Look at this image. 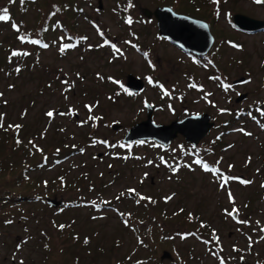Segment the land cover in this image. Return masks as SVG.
I'll return each instance as SVG.
<instances>
[{
	"label": "rangeland",
	"instance_id": "rangeland-1",
	"mask_svg": "<svg viewBox=\"0 0 264 264\" xmlns=\"http://www.w3.org/2000/svg\"><path fill=\"white\" fill-rule=\"evenodd\" d=\"M72 4L80 13L69 15L68 24L79 43L69 44L58 29L28 62L11 51L28 46L15 37L5 41L12 26L0 30V130L18 122L53 151L49 167L30 175L53 187L42 192L46 200L13 210L19 221L0 228V264H48L52 253L42 247V229L55 250L79 253L80 264H264V117L256 112L262 106L264 113V30L246 34L229 23L236 14L264 22V3ZM162 7L208 25L214 44L206 68L163 41L156 21L143 16ZM37 18L34 8L22 17L29 29ZM129 75L145 83L141 92L123 93ZM241 78L247 82L234 84ZM175 95L186 96L179 103ZM146 104L159 106L152 112L155 125L205 114L213 127L194 149L181 146L180 136L168 152L152 141L124 145L127 132L146 120ZM235 110L244 113L232 121ZM224 122L232 131L221 136ZM56 153L66 157L58 160ZM204 164L218 171H206ZM55 199L62 204L53 209L47 200ZM234 208L238 214L229 215ZM163 252L171 259L161 261Z\"/></svg>",
	"mask_w": 264,
	"mask_h": 264
},
{
	"label": "trees",
	"instance_id": "trees-1",
	"mask_svg": "<svg viewBox=\"0 0 264 264\" xmlns=\"http://www.w3.org/2000/svg\"><path fill=\"white\" fill-rule=\"evenodd\" d=\"M73 1L74 0H0V15L5 14V10H7V15L9 17L8 20H0V30L2 27L7 28L9 25L12 26V32L7 34L5 41H9L12 37H15L20 45L29 47L28 50L11 47V51L17 53L14 56L20 57V61L25 59L28 62L27 58L30 56L35 57L42 48H45L43 45L46 44L47 39H50L49 36L53 37L54 32L58 31V29L61 33L63 32L68 36L66 42L69 44L73 42L72 40L79 38L70 31L72 22L70 26L68 24L70 22L69 15L80 13V7H75L74 4H72ZM212 4H214V2H212ZM31 8L36 9L38 18L36 19L35 27L29 29L22 17ZM212 23L211 21V24ZM229 23L233 26L231 19H229ZM21 37H23V39H21ZM81 40L82 38H80V41ZM32 41H39V43H32ZM77 41L76 43H79ZM225 41L229 42L227 39H225ZM230 43H233L236 47L239 46L235 42ZM13 44L14 42L12 45ZM61 55L65 56V52L62 51ZM15 61L13 62L19 67L24 68L26 66L23 62ZM52 82L53 81H51V83ZM49 83L50 81L48 84ZM262 111L263 107L261 106L260 108V106H258L257 112H260L262 114H260V116L263 118L264 113ZM253 115H250V117H253ZM21 126L20 123L14 122L5 127L4 130H0V228L8 227L14 221H19L18 217L14 220L15 215L12 212L13 210L20 209L24 205L43 201V199L46 200L42 197L45 195L42 192H47L53 187L50 186V183H44L30 178L32 173L49 165L47 163V158L53 151L51 149L46 150V148H42L41 144L37 143L40 142L39 136L36 134L32 136L28 135V131L20 130ZM214 144L218 146L219 141L216 139L213 140V145ZM213 145L211 147H213ZM207 151L212 153L211 148H207ZM72 153L73 152H71V154ZM201 153L199 151L198 156H202ZM55 156L58 157L59 154L56 153ZM65 157H58L57 159L63 160ZM207 162L209 165L216 166V164L210 160ZM209 165L207 166L209 167ZM55 187L56 189H61L60 182L55 183ZM196 227L201 232L203 226L199 224V226ZM46 231V229H42L43 233L40 234V240L43 241L42 247L45 246L46 249L50 248V252L52 253V255L48 256V264H80L79 253L76 251L68 248H65L64 251H62V249L55 250L51 246V239ZM195 232L198 235L199 232ZM0 237H2V231L0 232Z\"/></svg>",
	"mask_w": 264,
	"mask_h": 264
},
{
	"label": "water",
	"instance_id": "water-1",
	"mask_svg": "<svg viewBox=\"0 0 264 264\" xmlns=\"http://www.w3.org/2000/svg\"><path fill=\"white\" fill-rule=\"evenodd\" d=\"M98 8L101 10V3H99ZM143 15L147 18L153 16L159 37L167 40L183 52L205 56L213 47L214 38L208 25L201 20L176 14L168 7L157 8L153 12L145 10ZM232 24L237 31L243 33H253L264 28L263 21L239 14L232 17ZM245 81V78H241L235 81L234 84H243ZM126 87L128 91L138 93L143 88V82L129 75L126 79ZM244 98V96H241L237 102ZM151 111L152 109L148 107L146 120L134 125L127 132L123 139L124 144L146 140L155 141L167 147L172 140L180 135L186 143L197 146L213 127L209 116L205 114L190 116L181 121L172 122L168 126L155 125L151 119ZM117 128V126L113 127V129ZM47 204L56 209L62 203L55 199L47 200ZM234 219L237 220V217L234 216ZM170 259V254L163 252L161 261Z\"/></svg>",
	"mask_w": 264,
	"mask_h": 264
},
{
	"label": "flooded vegetation",
	"instance_id": "flooded-vegetation-1",
	"mask_svg": "<svg viewBox=\"0 0 264 264\" xmlns=\"http://www.w3.org/2000/svg\"><path fill=\"white\" fill-rule=\"evenodd\" d=\"M180 15V14H179ZM144 16V15H143ZM185 16V15H184ZM145 17V16H144ZM145 18H147V17H145ZM148 19H154L155 20V18L153 17V16H151V17H149ZM82 38V37H81ZM161 38V37H160ZM82 39H84V38H82ZM161 39H163V38H161ZM82 41V40H81ZM85 41V40H84ZM163 41H165V42H167V43H169L167 40H165V39H163ZM170 44V43H169ZM172 45V44H171ZM173 46V45H172ZM174 48H176L175 46H174ZM177 49V51L180 53V54H182V55H184L185 57H189L192 61H195V62H199V61H202V62H204V61H207V62H209V56L208 55H205V56H197V55H193V54H190V53H186V52H183V51H181V50H179L178 48H176ZM143 49H140V53H142L141 51H142ZM143 54H145V58L147 59V54L144 52ZM205 63V62H204ZM206 64V63H205ZM209 64H211V63H209ZM212 65V64H211ZM218 80L219 81H221V83H222V88L224 89V90H226V88H227V86H223V84H225V81H223V80H221V79H219L218 78ZM145 84V83H144ZM144 84H143V88H144ZM154 84H156L155 82H154ZM158 84L159 83H157L156 85L158 86ZM191 84V83H190ZM192 85V84H191ZM190 85V86H191ZM197 85H199V87L200 88H196V87H198ZM197 85H196V90H202V85L201 84H198L197 83ZM122 87V90H123V86H121ZM143 88H142V90H143ZM127 90V87H126V85H125V88H124V90H123V93H129V94H131V92H129L128 90H127V92H125L126 90ZM141 90V91H142ZM140 91V92H141ZM128 94V95H129ZM132 94H137V93H132ZM185 96L186 95H175L173 98H176L177 99V101L179 102V103H182V101L181 100H183L184 98H185ZM146 107H145V109H146V115H147V109H148V107L149 108H151L152 109V111H151V119H152V112H156L157 111V109L159 108V106H157L156 108L154 107H151V106H149V105H145ZM187 111V110H186ZM154 112V113H155ZM225 112H227V111H225ZM229 112V111H228ZM230 114L232 115V121H235L236 120V115L238 114V112L235 110V111H230ZM190 116H194L193 114H186V116H184L183 117V119H185V118H187V117H190ZM183 119H181V120H183ZM180 120V121H181ZM153 122V121H152ZM141 123V122H140ZM227 125V123H223L221 126H222V130H221V136H225L227 133H231L230 131H232V130H228L229 128H228V126H226ZM236 131V130H235ZM178 136H180V135H178ZM221 136H220V138H221ZM181 138H183L182 136H180ZM222 140V139H221ZM140 142H142V141H135V142H132V143H128V144H130V145H134V144H137V143H140ZM143 142H150V141H146V140H144ZM154 142V143H153ZM151 143V142H150ZM221 142L219 141V144H220ZM124 144V143H123ZM152 144L154 145V146H156L157 148H160L163 152H168L169 150H170V145H172V143L171 144H169L167 147H164V146H162V145H160V144H158L157 142H155V141H152ZM185 144V142H184V139H183V142L181 143V146H184V147H188V148H192V149H194L193 148V146L191 145V144H186V146L184 145ZM124 145H126V144H124ZM226 148H228L227 147V145H221V149L223 150V151H225L226 150ZM183 149V148H182ZM186 149V148H185ZM185 157V156H184Z\"/></svg>",
	"mask_w": 264,
	"mask_h": 264
},
{
	"label": "snow or ice",
	"instance_id": "snow-or-ice-1",
	"mask_svg": "<svg viewBox=\"0 0 264 264\" xmlns=\"http://www.w3.org/2000/svg\"><path fill=\"white\" fill-rule=\"evenodd\" d=\"M255 3H257V4H261V3H264V0H255ZM9 19V17H8V15H7V10H5V14H3V15H0V20H8ZM131 21L129 20V23H130ZM14 27H15V25H14ZM21 39H23V37H21ZM32 43H39V41H32ZM45 48L46 47H48V45H43ZM62 51H63V49H61ZM17 53H13V55H16ZM18 71H19V69H18ZM53 112L52 111H48L47 113H46V115L48 116V117H52L53 116ZM0 119H2V117H0ZM17 127H19V126H17ZM195 163H197V164H201L202 162L201 161H199V160H197V161H195ZM203 167H204V169L206 170V171H213V172H216V171H218L217 169H209V167L206 165V164H204L203 165ZM245 183H248L247 181H245ZM142 199H144L143 197H142ZM233 213H236V214H238V210L237 209H233L232 210V213H229V215H232ZM61 228H63L64 226L63 225H61L60 226ZM221 264H224V262H223V260H221Z\"/></svg>",
	"mask_w": 264,
	"mask_h": 264
},
{
	"label": "bare ground",
	"instance_id": "bare-ground-1",
	"mask_svg": "<svg viewBox=\"0 0 264 264\" xmlns=\"http://www.w3.org/2000/svg\"><path fill=\"white\" fill-rule=\"evenodd\" d=\"M62 33H63V32H62ZM82 41L84 42V39H82ZM74 43L76 44V41H75ZM140 49H141V48L138 47V51H140ZM85 51L88 52V49L85 50ZM63 56H64V55H63ZM200 65H201L202 67L206 68V64H205L204 62H200ZM122 95H123V93H122ZM245 112H246V111H245ZM256 112H257V111H256ZM243 113H244V111H242V113H241V111L238 112V114H237L236 117H237V118L240 117ZM247 113H248V112H247ZM257 113H258V112H257ZM259 115H260V114H259ZM237 118H236V119H237ZM249 118L252 119V120H255V119H256V115H253V117H249ZM148 143H149V142H143V141H142V142H140V143L134 144V145L132 146V148H134V146H136V145H143V146H146V145H148ZM46 167L48 168L49 165L44 166L43 169L46 168Z\"/></svg>",
	"mask_w": 264,
	"mask_h": 264
}]
</instances>
